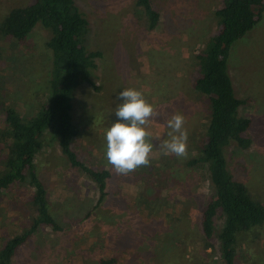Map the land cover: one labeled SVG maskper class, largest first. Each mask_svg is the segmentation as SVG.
I'll return each mask as SVG.
<instances>
[{"label":"rangeland","instance_id":"374dc122","mask_svg":"<svg viewBox=\"0 0 264 264\" xmlns=\"http://www.w3.org/2000/svg\"><path fill=\"white\" fill-rule=\"evenodd\" d=\"M32 2L33 0H0V21L13 7ZM151 2L160 15L156 27L149 31L146 26L147 18L141 7L135 6V0H75L79 11L89 22L87 48L102 50L105 56L95 60L97 68L93 77L96 84H104L103 89L93 92L91 87L84 83L74 91L71 115L79 132L72 140L71 149L80 162H86L94 170H112L110 172L113 176L107 180L106 191L109 193L108 198L118 199L121 207L115 211L113 201L102 206L104 211L108 209V215L106 221L100 224L93 215L86 216L98 197L97 185L76 168H72L57 143L52 141L38 156L36 167L37 173H41V178L48 187L50 210L55 223L62 229L52 231L50 226L40 227L19 247L10 264H99L100 259L109 257L114 258V264H165V259H160L161 255L165 257L160 244L167 246L169 242L172 231L164 226H174L173 216L158 222L162 216H158L157 211L152 212L154 215H139L137 208L134 210V206L129 205H140L138 193L150 181L149 166L140 167L126 176L118 175L106 159L105 133L117 120L114 112L122 102L118 94L125 88L142 91L146 100L153 104L159 113L148 125V129L152 133L154 146L151 162H156L162 168V176L167 178L165 187H171L167 192L163 191L160 203L172 205V210L179 213L177 206L182 205L179 189L181 184H184L191 190L196 208L192 212L188 211L190 205L187 204L181 216H186L187 226L194 229L199 225L203 204L210 200L212 189L209 181L200 180L198 175H190L187 179L184 177L189 171L186 169V159L194 155V148L189 142L191 136L188 137L186 158L163 155L160 144L164 139H168L167 132L170 129L166 127L167 120L177 113V110H171L173 100L170 105L166 103V91L173 85L176 95L179 96V86L182 90L191 85L190 80L196 71L186 65V62L191 53L202 49L214 34L216 21L213 10L221 6L222 0ZM29 35L27 40L14 44L3 39L0 34L1 86L7 83V69L20 73L19 77L9 76L12 92L0 93V101L8 103L15 100L22 116L31 114L30 101L34 100L38 87L45 89L47 69L50 66V51L44 47V42L50 37L49 31L37 23ZM227 61V72L234 95L245 100V104L239 108V115H248L251 119L250 126L244 133L251 140L250 145L241 149L231 142L225 148L227 169L235 178L246 184L255 198H260L264 203V13L250 31L231 44ZM166 73H170L171 80L164 76ZM175 75L177 77L173 83L177 80V86L170 83ZM178 100L180 103L179 98ZM181 103L184 104V99ZM208 119V113L201 114L200 110H197L193 122L190 123V120L185 118V127L187 130L199 131L195 134H200L202 124L199 120ZM61 175H64L69 183L61 184ZM123 184L126 186H122ZM25 186V192H30V188ZM21 189L15 188L8 194L5 192L0 195V245H4V238L17 229L15 217L19 215L20 205L14 201L11 211L7 203L10 196ZM128 189L132 198L134 196L133 199L127 193ZM19 193L20 191L16 192ZM157 207L160 208L159 205ZM30 218H33V213L28 212L26 219L29 221ZM221 224L222 219L215 218V233L219 231ZM25 225L28 227L29 224ZM152 233L154 244L145 246L134 240V234L137 235L135 239L141 241L145 239L144 235ZM254 234H258L259 239L252 242H248L245 234L239 237L246 240L240 247L248 248L253 254L250 259L239 258L236 264H264V227L254 230ZM159 235L167 237L158 242ZM117 236L123 239L131 237L127 243L132 244L127 246ZM190 238H194L198 244L200 236L197 234ZM191 239L186 246L190 252L194 250ZM212 241L217 242L215 235ZM173 244L174 248L180 249L184 245L183 239L175 238ZM169 253L172 255V251ZM213 259H218V254H214Z\"/></svg>","mask_w":264,"mask_h":264},{"label":"trees","instance_id":"16d2710c","mask_svg":"<svg viewBox=\"0 0 264 264\" xmlns=\"http://www.w3.org/2000/svg\"><path fill=\"white\" fill-rule=\"evenodd\" d=\"M135 6L141 7L147 18L148 30H153L158 23L160 13L153 8L151 0H135ZM263 13L264 0H222L221 6L213 10L216 21L214 34L209 37L202 49L198 52L193 51L194 54L191 53L186 62V65L196 71L190 80L191 85L182 90L179 86V96L176 95L173 85L166 91L168 93L165 96L166 103L170 105L173 100L171 110H177L188 118L190 123L194 121L197 110H200L201 114L202 112L209 114L208 120H199L202 124L200 134H195L199 131L188 130L194 155L186 159V169L189 171L184 177L187 179L195 174L200 180H208L212 196L203 204L199 225L194 229L192 226H187L186 216L182 217L181 214L187 204L190 205L188 211L192 212L196 208L191 190L184 184L179 187L182 195L180 197L182 205L177 206L179 213L172 210V205L166 206L167 203L162 205L160 199L163 191L167 192L171 187H165L167 178L162 176V168L156 162L150 163L148 170L150 181L138 193L140 205L133 203L129 205L134 206V210L137 208L139 215L148 216L157 211V215L162 216L158 222L173 216L174 226H164L165 229L172 231L169 242L167 246L160 244L162 253H165V257L161 255L160 259H165V264H217L218 259L219 264H236L241 257L250 259L253 253L249 252L248 248L240 247L246 240L239 237L245 234L248 242H252L259 239V235H255L254 230L264 227L263 201L258 197L255 198L246 184L229 172L224 152L231 142L241 149L247 148L251 143L244 134L250 126L251 119L248 115H239V108L245 104V100L234 95L227 72V60L231 44L250 31L262 18ZM37 23L50 33V37L44 42V47L50 51V66L47 69L45 89L37 88L34 100L30 101L31 114L27 116L19 113L15 100L8 103L0 101V195L5 192L8 194L15 188H22L18 190L19 194L15 191L7 203L11 211L14 201L19 203L21 209L19 215L15 217L17 229L4 238V245H0V264H10L19 247L40 227L50 226L52 231L62 229L55 223L50 210L48 187L43 182L41 173H37L36 167L38 156L52 141L57 143L60 152L72 168H76L97 185L98 197L86 216L93 215L100 224L106 221L108 215V209L104 211L102 206L113 201L115 211L121 207L119 200L108 198L109 193L106 191L107 180L113 176L110 172L112 170L110 168L94 170L86 162H80L71 149L72 140L79 132L71 115L74 91L84 83L88 84L93 92L103 89L104 84H96L93 77L97 68L95 60L105 55L102 50L87 48L89 22L79 11L75 0H33L30 4L13 7L0 21L1 37L14 44L21 43L28 39ZM106 58L109 59L108 55ZM6 72L9 74L8 79L11 75L14 77L20 75L17 70L7 69ZM164 76L169 78L170 73ZM175 77L177 75L173 76L170 83L177 86V80L173 83ZM8 79L4 86L0 84V93L12 92L9 83L11 79L9 81ZM182 99L184 104L181 103ZM193 135L197 137L192 138ZM59 181L63 185L69 183L64 175L60 176ZM25 185L30 188V192H25ZM127 193L132 195L130 189ZM195 197L197 198V195ZM158 205L160 208L157 207ZM155 206L159 209L157 210ZM28 212L33 213V218L29 221L26 219ZM215 218L222 219L217 233H215ZM26 223L29 224L28 227ZM75 226L74 223L73 227ZM156 229L157 227L154 231ZM197 234L200 236L198 244L195 243L194 238L193 240L190 238ZM161 235L157 238L158 242L164 241L167 237ZM214 235L216 243L212 241ZM136 236L134 234L137 243L141 242L145 246L154 244L152 239L154 233L144 235L145 239L141 241L135 239ZM118 238L127 246L132 244L127 243L131 237ZM175 238L183 239L184 245L180 249L173 247ZM190 239L194 246L192 252L186 247ZM214 254H218V259H213ZM114 262H116L114 258L109 257L100 259L99 264H114Z\"/></svg>","mask_w":264,"mask_h":264},{"label":"clouds","instance_id":"9594fccd","mask_svg":"<svg viewBox=\"0 0 264 264\" xmlns=\"http://www.w3.org/2000/svg\"><path fill=\"white\" fill-rule=\"evenodd\" d=\"M122 101L115 110L117 120L107 129L106 159L118 175H129L140 167L151 163L153 152L152 133L148 129L151 121L159 115L142 91L125 88L118 94ZM184 115L174 113L166 122L168 139L160 144L163 155L188 156L189 132Z\"/></svg>","mask_w":264,"mask_h":264},{"label":"crops","instance_id":"0c3cea01","mask_svg":"<svg viewBox=\"0 0 264 264\" xmlns=\"http://www.w3.org/2000/svg\"><path fill=\"white\" fill-rule=\"evenodd\" d=\"M127 186H128V185H127ZM128 194L130 195V193H128ZM115 196H116V195H115ZM130 196H131L130 198L132 199V195H130Z\"/></svg>","mask_w":264,"mask_h":264}]
</instances>
